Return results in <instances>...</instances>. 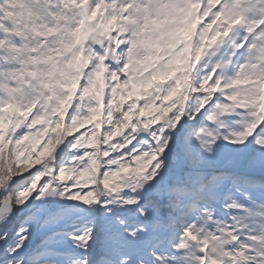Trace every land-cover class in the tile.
<instances>
[{
    "label": "snow or ice",
    "instance_id": "1",
    "mask_svg": "<svg viewBox=\"0 0 264 264\" xmlns=\"http://www.w3.org/2000/svg\"><path fill=\"white\" fill-rule=\"evenodd\" d=\"M46 196L104 211L52 230L70 210ZM46 253L264 264V0H0V264H58Z\"/></svg>",
    "mask_w": 264,
    "mask_h": 264
},
{
    "label": "rangeland",
    "instance_id": "2",
    "mask_svg": "<svg viewBox=\"0 0 264 264\" xmlns=\"http://www.w3.org/2000/svg\"><path fill=\"white\" fill-rule=\"evenodd\" d=\"M223 50H224V47L220 46L219 50H215V49L210 50L209 54L204 57L205 61L210 63V67L205 72V74L207 72L211 71L212 64L215 63L220 57V55L218 53L222 52ZM177 63H180V61H177ZM200 75L202 77L204 74L201 73ZM73 87H76V85H73ZM140 87H141L140 85H134V88H135L137 93H139ZM193 102H195V100L191 99L188 103L192 104ZM160 110H162V109L154 106L153 109H150L148 112L145 113V115L148 116V115L154 114L155 112L160 111ZM70 139H72V138L69 137L68 140H70ZM68 140H65L64 143H62L61 145H59L57 147L56 152L54 153V155H56V157H58V159L55 157L57 162H59L60 160H63L64 162L67 161L70 154H72L71 152H67L66 146H67ZM41 143H43V141H37V145H38L37 153L41 157H43L46 154L47 149L46 148H40L39 145ZM133 143H135V141H133ZM20 162L21 163H31L32 158L21 157ZM46 163H48V162H46ZM57 166H59V165H57ZM43 167H44L43 164L37 165L32 170V172H35L37 169L42 170ZM31 178L32 177L29 173V177L27 179L30 181ZM29 181L25 184H22L20 188L26 186L29 183ZM126 191H127V189H126ZM34 194H36L35 190H34ZM42 199L45 200L50 205L53 212H56L59 208H65V209L70 210L66 213L65 219L61 222V224L54 226L52 230H55L56 227H62L65 224H71V226L73 228L82 231L85 228H87L90 225V223L92 222V219H93L92 208L96 209V216L97 217H99V215L104 211V209L101 208L99 205L88 206V205H85L83 202H80V201H73V200H66V199L60 200L59 198H53L50 196L42 197ZM57 201H58V203H57ZM19 219H20L19 217L13 218V222H12V226H11L12 228H14L18 224ZM76 227H79V228H76ZM40 239H41L40 234H37L36 237L31 241L30 247H33L36 244H38ZM57 239H60V238L58 237ZM26 243H28V241H26ZM56 246L57 245H50V247H56ZM62 247L65 250L79 251L78 249H75L74 247L70 248L69 245H67V244L62 245ZM42 259L57 260L58 264H66V258L65 257H57L55 255H52L51 253H46L45 256L42 257Z\"/></svg>",
    "mask_w": 264,
    "mask_h": 264
},
{
    "label": "bare ground",
    "instance_id": "3",
    "mask_svg": "<svg viewBox=\"0 0 264 264\" xmlns=\"http://www.w3.org/2000/svg\"><path fill=\"white\" fill-rule=\"evenodd\" d=\"M232 35H235V32L232 34ZM210 67V63H208V62H206L205 61V58H203L199 63H198V65H197V68L194 70V78L196 79V80H199V78L201 77V73H203V74H205V72L208 70V68ZM218 95V94H217ZM193 100H195V98L193 97ZM165 103H167V102H165ZM193 103H195V102H193ZM146 116V115H145ZM240 119V117H238V116H236L235 114H231V115H229L228 117H227V120L229 121V122H231V121H234V120H239ZM205 122H207L208 123V121H205ZM78 130H80V129H78ZM72 154H70V156H71ZM69 156V157H70ZM65 162H67V161H65ZM246 190H251V191H253L254 192V194L256 193V192H259V191H261L260 189H255V190H252V189H246ZM235 195H237V196H239L240 194L239 193H234ZM241 199H243V197L241 196L240 197ZM245 203H247V201H244ZM219 214V213H218ZM76 228H79V227H76Z\"/></svg>",
    "mask_w": 264,
    "mask_h": 264
},
{
    "label": "trees",
    "instance_id": "4",
    "mask_svg": "<svg viewBox=\"0 0 264 264\" xmlns=\"http://www.w3.org/2000/svg\"><path fill=\"white\" fill-rule=\"evenodd\" d=\"M54 156L56 157V155H54ZM5 158H6V161H7L8 160V149H6ZM56 158L58 159V157H56ZM28 177H29V173L28 172L24 173L23 176L13 177L12 182H11L12 190L18 191L22 184H25V183H27L29 181L27 179ZM19 218H22V217H19Z\"/></svg>",
    "mask_w": 264,
    "mask_h": 264
}]
</instances>
